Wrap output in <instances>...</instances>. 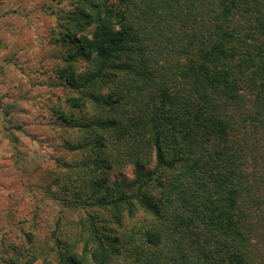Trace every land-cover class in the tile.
Wrapping results in <instances>:
<instances>
[{"label": "trees", "instance_id": "1", "mask_svg": "<svg viewBox=\"0 0 264 264\" xmlns=\"http://www.w3.org/2000/svg\"><path fill=\"white\" fill-rule=\"evenodd\" d=\"M75 2L58 117L90 238L40 264H264V0Z\"/></svg>", "mask_w": 264, "mask_h": 264}, {"label": "rangeland", "instance_id": "2", "mask_svg": "<svg viewBox=\"0 0 264 264\" xmlns=\"http://www.w3.org/2000/svg\"><path fill=\"white\" fill-rule=\"evenodd\" d=\"M75 4L0 0V264L54 263L60 250L80 253L90 238L82 229L86 212L69 206L72 194H64L69 166L82 158L66 144L82 134L58 117V111L74 112L68 100L77 96L59 79L67 55L57 41L62 17ZM85 66L74 64L77 73ZM108 175L129 181L132 167ZM143 219L137 212L118 235Z\"/></svg>", "mask_w": 264, "mask_h": 264}]
</instances>
